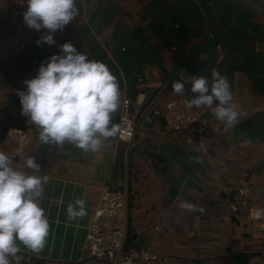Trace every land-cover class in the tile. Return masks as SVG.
I'll use <instances>...</instances> for the list:
<instances>
[{
	"label": "crops",
	"instance_id": "0c3cea01",
	"mask_svg": "<svg viewBox=\"0 0 264 264\" xmlns=\"http://www.w3.org/2000/svg\"><path fill=\"white\" fill-rule=\"evenodd\" d=\"M77 7L75 20L53 33L54 45H37L47 33L41 29L19 49L22 20L9 0H0V111L42 62L71 42L115 75L121 106L131 102L135 137L129 143L109 138L99 151L85 152L67 142L43 144L30 120H18L20 127L33 125L34 140L16 169L33 174L25 165L33 157L40 165L35 174L49 177L40 202L50 223L45 248L35 254L22 247L21 264H112L80 260L107 184L128 190L129 246L181 256L169 264H264V230L239 225L229 208L230 196L244 186L264 201V0H77ZM207 32L220 53L207 76L216 69L228 78L238 123L225 130L205 107L210 127L204 134L171 133L155 111L193 96L190 81L184 95L170 88ZM121 106L113 123L119 124ZM76 198L85 200L87 215L70 220L67 205Z\"/></svg>",
	"mask_w": 264,
	"mask_h": 264
},
{
	"label": "clouds",
	"instance_id": "9594fccd",
	"mask_svg": "<svg viewBox=\"0 0 264 264\" xmlns=\"http://www.w3.org/2000/svg\"><path fill=\"white\" fill-rule=\"evenodd\" d=\"M23 22L29 29H46L37 45H54L53 33L75 20L80 9L77 0H26ZM38 68L37 74L24 81L17 91L21 115L30 120L43 144L63 146L66 142L85 152L99 151L106 140L117 137L120 124L112 122L121 106L120 84L103 61L91 60L77 51L71 42L60 45ZM193 93L185 101L187 108H209L225 130L233 128L240 113L231 106L233 94L228 78L213 69L208 76H189L172 83L175 94L184 95L185 82ZM200 149H204L201 144ZM29 175L13 167L12 159L0 152V264H21L22 247L39 254L46 246L50 223L41 205L47 175L35 174L40 165L35 158L25 161ZM85 200L76 198L67 205L71 219L87 215ZM185 207H191L186 205Z\"/></svg>",
	"mask_w": 264,
	"mask_h": 264
},
{
	"label": "built area",
	"instance_id": "2783aa9c",
	"mask_svg": "<svg viewBox=\"0 0 264 264\" xmlns=\"http://www.w3.org/2000/svg\"><path fill=\"white\" fill-rule=\"evenodd\" d=\"M9 1L17 9L22 20L19 49H25L35 37V30L29 29L23 22L22 14L27 9L26 0ZM187 99L168 101L163 108L156 110L155 114L163 117L166 128L171 133L190 130L204 134L210 127L207 112L203 108H187ZM130 104V100L126 98L121 106V131L117 139L124 143H129L135 137V123L129 114ZM33 140L34 127L30 122H26L24 128L0 130V152L7 154L13 161V167L18 168L22 156ZM229 208L230 218L239 225L252 224L256 229L264 230V201H257L249 186L238 188L230 196ZM126 229L125 192L113 190L107 184L102 188L100 201L87 228L80 260H103L112 264H169L173 259L181 257L173 253L127 246Z\"/></svg>",
	"mask_w": 264,
	"mask_h": 264
},
{
	"label": "water",
	"instance_id": "95a60500",
	"mask_svg": "<svg viewBox=\"0 0 264 264\" xmlns=\"http://www.w3.org/2000/svg\"><path fill=\"white\" fill-rule=\"evenodd\" d=\"M219 49L215 39L209 32L205 37L191 46L188 54L183 62L178 76L183 79H187L189 76L203 77L207 76L211 65L216 63L219 58ZM205 57V58H204ZM132 144H130L127 157L131 150ZM126 195V216H127V232H128V190H125Z\"/></svg>",
	"mask_w": 264,
	"mask_h": 264
},
{
	"label": "trees",
	"instance_id": "16d2710c",
	"mask_svg": "<svg viewBox=\"0 0 264 264\" xmlns=\"http://www.w3.org/2000/svg\"><path fill=\"white\" fill-rule=\"evenodd\" d=\"M170 89L173 90L172 86ZM17 91H18V89L14 90V92L10 96V102H9L8 106L6 108H4V110L0 111V128H2L3 131H6L7 129L14 128V127L15 128H24V126L20 127V125L18 124V120L20 118H24V116L21 115V106L19 103V98L17 96ZM12 110H14V111H12ZM9 113H14L15 115L9 116L10 115ZM128 235H130L129 236V238H130L131 237L130 226H128ZM126 244H127V246H129L128 243H126Z\"/></svg>",
	"mask_w": 264,
	"mask_h": 264
}]
</instances>
